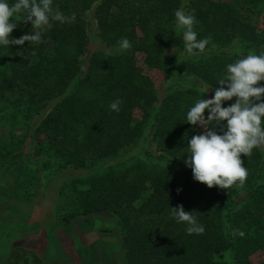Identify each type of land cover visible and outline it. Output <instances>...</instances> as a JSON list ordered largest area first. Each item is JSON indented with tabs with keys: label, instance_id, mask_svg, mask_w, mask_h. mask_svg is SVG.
Instances as JSON below:
<instances>
[{
	"label": "trees",
	"instance_id": "1",
	"mask_svg": "<svg viewBox=\"0 0 264 264\" xmlns=\"http://www.w3.org/2000/svg\"><path fill=\"white\" fill-rule=\"evenodd\" d=\"M182 2L53 0L54 8L76 19L50 21L43 39L51 43L0 45V128L8 129L0 133V159L15 164L31 139L43 157L42 169L95 170L74 186L64 221L69 225L103 210L117 214L126 264H252L254 256L264 264V149L241 155L248 171L243 187L209 189L184 163L188 141L203 132L188 123L189 109L207 99L209 88L214 96L227 65L248 54L264 55V0H189L185 12L194 10L197 39L211 38L203 52L191 55L176 27ZM11 20L18 26L10 39L31 34L30 22L19 15ZM124 37L130 50L119 49ZM138 55L163 74L159 93L137 65ZM116 99L122 100L119 112L109 107ZM148 128L159 153L145 150V160L132 155L115 162ZM179 205L196 211L203 234L189 235L186 222L171 215V207ZM233 229L244 237H233Z\"/></svg>",
	"mask_w": 264,
	"mask_h": 264
},
{
	"label": "rangeland",
	"instance_id": "2",
	"mask_svg": "<svg viewBox=\"0 0 264 264\" xmlns=\"http://www.w3.org/2000/svg\"><path fill=\"white\" fill-rule=\"evenodd\" d=\"M188 1L182 2L181 8L185 11ZM137 65L159 93L163 74L149 68L141 55L137 56ZM205 93L207 99L213 98ZM230 105L222 102L223 107ZM51 106L35 116L29 125L36 127ZM134 116L140 119V112L136 111ZM7 131L6 126L0 128L2 134ZM35 146L34 141L27 139L15 164L0 159V264H31L35 257L40 264H126L117 214L103 210L73 218L69 225L64 221L74 186L79 187L97 172L42 169L39 158L43 157L36 155ZM260 148L264 149V145ZM145 150L159 153L150 128L139 141L120 151L115 162L128 160L132 155L134 159L145 160ZM147 195L142 196L140 202H144ZM259 261L260 257H252V264Z\"/></svg>",
	"mask_w": 264,
	"mask_h": 264
},
{
	"label": "clouds",
	"instance_id": "3",
	"mask_svg": "<svg viewBox=\"0 0 264 264\" xmlns=\"http://www.w3.org/2000/svg\"><path fill=\"white\" fill-rule=\"evenodd\" d=\"M52 5L53 0H15L11 4L8 0H0V45L51 43L50 39H43L44 28L51 27L50 21L70 24L76 19L74 13L65 15ZM14 15L21 16L24 23L32 24L31 34L10 39V34L18 26L11 20ZM175 19L176 27L183 30L186 52L190 55L195 54L194 50L203 52L211 38L197 39L194 10L186 13L183 8L177 9ZM117 44L122 51L132 47L126 37ZM261 81H264V55L248 54L227 65V74L219 79L220 87L214 89L213 98L198 100L187 113L188 123L199 125L203 132L188 141V158L184 163L191 168L194 180L207 185L209 189L214 186L221 189H229L233 185L243 187L248 171L243 166L241 155L247 157L254 148L264 145V128L261 127L264 119V86H257ZM234 97L235 103L222 107V102L231 101ZM121 104L122 100L116 99L109 107L119 112ZM205 110L208 111L207 118ZM179 191L181 189H177ZM194 212L185 211L183 205L171 207V215L177 222H186L189 235H200L205 228L198 223ZM231 234L241 238L245 235L239 229H233Z\"/></svg>",
	"mask_w": 264,
	"mask_h": 264
}]
</instances>
